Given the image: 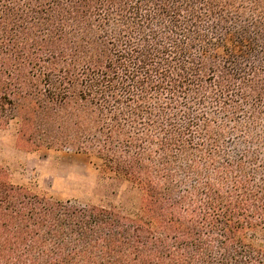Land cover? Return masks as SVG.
<instances>
[{"label":"trees","instance_id":"trees-1","mask_svg":"<svg viewBox=\"0 0 264 264\" xmlns=\"http://www.w3.org/2000/svg\"><path fill=\"white\" fill-rule=\"evenodd\" d=\"M11 124L120 198L0 170V264H264V0H0Z\"/></svg>","mask_w":264,"mask_h":264},{"label":"rangeland","instance_id":"rangeland-1","mask_svg":"<svg viewBox=\"0 0 264 264\" xmlns=\"http://www.w3.org/2000/svg\"><path fill=\"white\" fill-rule=\"evenodd\" d=\"M0 170L12 184L53 200L111 205L120 198L113 194L115 182L88 154L37 148L32 141L19 139L14 124L0 128Z\"/></svg>","mask_w":264,"mask_h":264}]
</instances>
